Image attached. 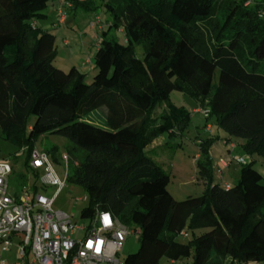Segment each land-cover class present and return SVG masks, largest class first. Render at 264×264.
<instances>
[{"label":"trees","instance_id":"1","mask_svg":"<svg viewBox=\"0 0 264 264\" xmlns=\"http://www.w3.org/2000/svg\"><path fill=\"white\" fill-rule=\"evenodd\" d=\"M51 1L0 0L3 138L27 151L26 164L36 136L54 132L70 139L60 157L55 148L46 152L54 161L69 156L67 180L89 195L82 216L92 218L102 205L141 230L140 246L125 264L191 255L188 264L264 261V175L253 159L243 157L233 195L231 188L220 191L214 183L215 137H200L196 165L206 190L179 200L168 189L170 174L146 152L164 132L182 133L191 124V111L171 100L175 90L194 100V110H209L207 127L226 128L239 108L264 97V0H60L58 14L81 8L92 13L91 27L101 24V7L111 15L94 43L96 85L80 95L84 74L78 66L54 65L56 49L38 55L46 32L36 23L48 17ZM59 93L74 97L72 117L30 127V118L42 115ZM231 140L227 136L230 150ZM255 151L264 154V144L249 153ZM219 195H237L236 214L229 206L230 216L220 212ZM184 233L189 240H179Z\"/></svg>","mask_w":264,"mask_h":264},{"label":"rangeland","instance_id":"2","mask_svg":"<svg viewBox=\"0 0 264 264\" xmlns=\"http://www.w3.org/2000/svg\"><path fill=\"white\" fill-rule=\"evenodd\" d=\"M58 1L59 0H53L50 2L46 9L48 13L47 18L37 20V24L48 34L41 37V39L43 38V43L38 53L43 52L46 48H49V50L56 49L58 54L57 58L54 60V65L64 70H68L72 64L76 62V64H78L77 66L84 74L80 89L85 91L90 90L96 85L95 74L97 69L94 64L96 47L95 45L92 46L83 43L81 41V36L86 33L96 36V30H91L89 27L92 13L78 8L75 9L77 13L68 12L67 22L65 21L64 24H59L58 9H56ZM98 13L101 15L104 23H106L107 19H109L108 21L110 22L111 15L105 8L101 7ZM105 27L108 28V25L105 24ZM111 34L115 35L121 42L125 43L127 41L125 34L120 30L112 29ZM136 53L139 57L143 55L142 46L136 47ZM88 56L91 57V63L85 62ZM113 71L112 76H114ZM64 97L68 96L64 95ZM64 97L62 98L61 96L58 100L62 107L60 111L56 112L49 107L42 115H33L30 118L31 125L37 126L43 123L45 124V122L54 123L71 118L73 115V103L69 98H67V100H62ZM55 100L52 103H57ZM171 100L175 104L185 106L191 111V124L188 129L182 133L172 130L164 132L154 140L152 145L147 147L146 152L150 158L161 165L163 169L170 174L171 180L168 189L175 198L181 200L189 196H198L203 194L206 190V185L198 180L196 165V155L199 152L198 143L200 137H215V142L212 146V158L215 167L214 180L218 183L220 191H225L228 186L232 191L230 194L233 195L237 191V182L242 169V163L238 160L240 157H244L246 161L253 158L254 167L264 175V154L256 153L258 151L250 154L249 150L245 151L241 145H238L240 141L244 142L247 139L250 141L254 140V144H264V98L252 101L249 105L250 107L243 105L238 109L235 116L230 117L225 122L226 126L234 132L231 136V142L238 145L237 148L231 150L228 149L226 144V138L230 135L229 130L222 126L214 127L212 123L208 127L205 126L206 118L203 113L194 111L193 107L195 103L190 96L175 90L171 93ZM162 108V106L157 108L156 113H160ZM197 109L198 108H196V110ZM69 143V138L54 132L38 135L34 139L36 148L44 151H52V149L55 148L59 157L67 151ZM228 158H233L229 166H221V161ZM26 159L27 151L4 139L2 131H0V161H10L15 168L14 174L10 178V183L14 185L15 188H21V186L27 183L31 185L36 192L42 193L49 198L53 197L58 190V186L53 184H42L38 179L39 174L37 177L29 167V162L26 164ZM53 162L58 175L62 179H65L67 168L64 162L61 161V159H59V161L53 160ZM68 174H71V170ZM230 199L232 204L229 207L234 209V213L236 214L240 203L235 196ZM89 201V195L84 186L68 179L66 181V186L55 198L53 208L69 214L72 221L79 226H90L93 224L92 218L82 216V210L89 205ZM228 202L229 201H227V203ZM227 206L228 204H223L220 208V212L226 217L230 216V213L225 209ZM84 234V230L80 231V238L83 237ZM178 238L181 241H187L190 236L184 233L180 234ZM139 246V235L130 234L119 251L121 264H125L127 255L136 252ZM16 253V246H14L11 251L7 252H2L0 249V258L16 262ZM192 260L193 255L188 258H181L173 263L167 257H163L159 264H188L192 262ZM247 264H264V261H252Z\"/></svg>","mask_w":264,"mask_h":264},{"label":"built area","instance_id":"3","mask_svg":"<svg viewBox=\"0 0 264 264\" xmlns=\"http://www.w3.org/2000/svg\"><path fill=\"white\" fill-rule=\"evenodd\" d=\"M66 17L61 8L59 23ZM96 20L99 21L98 16ZM194 111L205 116L209 114L208 109ZM235 145L230 143L232 149ZM232 160L222 161L227 166ZM62 161L67 168L65 179L58 175L48 152L36 147L31 151L29 167L39 174L40 182L58 186L51 198L36 192L27 183L15 188L10 183L14 165L10 161H0V249L7 252L16 246L17 252L16 262L0 258V264H121L119 251L124 241L130 234H140V228L124 224L102 205L97 207L90 226H79L69 214L54 209L55 198L66 186L69 172V156L64 154ZM226 189H230L229 186ZM82 230L85 234L80 238Z\"/></svg>","mask_w":264,"mask_h":264},{"label":"crops","instance_id":"4","mask_svg":"<svg viewBox=\"0 0 264 264\" xmlns=\"http://www.w3.org/2000/svg\"><path fill=\"white\" fill-rule=\"evenodd\" d=\"M63 2L62 1H58V3H57V5H56V9H58V7L62 4ZM69 13H77V10H75V9H73V8H70L69 9ZM91 17H93V15L91 16ZM91 19L92 18H90V21H91ZM67 20H68V18H67ZM67 20H66V22H67ZM109 19H107V21H106V23H104V21H103V19H102V17H101V24H99V25H97L96 27H91L90 25H89V27L91 28V30H96L95 31V33H96V36L95 35H90V34H85V35H82L81 36V41L83 42V43H86V44H88V45H92V46H94V43L97 41V39L99 38V32H101V31H103L106 27H105V24H107V25H109V21H108ZM37 24V23H36ZM90 24V23H89ZM38 25V24H37ZM47 31V30H46ZM45 35H48L47 34V32H46V34ZM43 39V38H42ZM41 39V45H42V43H43V40ZM95 47L97 48V46L95 45ZM49 51V48H46L43 52H39L38 54H39V56L40 55H43V54H45V53H47ZM89 59H91V57L90 56H88L86 59H85V62H87ZM87 63H90V62H87ZM73 65H75V66H77L78 64H76V62H75V64H72V66ZM85 92V90H81V91H79V93H78V95H80V94H82V93H84ZM62 96V98L64 97V95H62V94H60L59 93V95L57 96V98H55L54 100H55V102L57 101V103H52V102H54V100L53 101H51L50 103H49V106L47 107V108H51V110H54V111H56V112H58V111H60L61 109H62V107H61V105L59 104L60 102L58 101L59 100V98ZM61 98V99H62ZM67 98H69L70 100H71V102L73 103V101H74V97H72V96H68V97H64V99H62V100H67ZM262 98H264V97H262ZM68 99V100H69ZM260 99V98H259ZM257 100V99H256ZM254 101V100H253ZM252 102V101H251ZM251 102H249V103H247V104H245V105H247L248 107H250L249 105H250V103ZM53 104V105H52ZM252 109H254V108H252ZM46 123V122H45ZM30 127H32V125L30 126ZM226 129H228L229 130V133H230V137L234 134V132L233 131H231L228 127H226ZM153 144V143H152ZM151 144V145H152ZM246 144H248V145H246ZM238 145H241L242 146V148L246 151V150H251V149H253L257 144H254V140H252V141H250L249 139H247V140H245L244 142L243 141H240L239 143H238ZM238 145L236 146V148L238 147ZM256 153H258V152H256ZM253 159V158H252ZM219 166V165H218ZM221 166H223V167H228L229 165H227V166H225L224 164H223V161H221ZM214 183H217V182H215L214 181ZM219 196H224L223 197V199L222 200H219L218 201V204L219 205H221V207H222V205L224 204H228V206H230L232 203H231V197H226L227 195H219ZM235 197H237V195H235ZM238 198V197H237ZM227 201H229L228 203H227ZM239 208V207H238ZM226 210H228V208L226 207L225 208ZM172 261V263L173 262H176V261H173V260H171Z\"/></svg>","mask_w":264,"mask_h":264}]
</instances>
